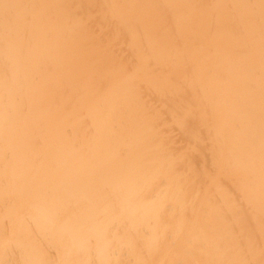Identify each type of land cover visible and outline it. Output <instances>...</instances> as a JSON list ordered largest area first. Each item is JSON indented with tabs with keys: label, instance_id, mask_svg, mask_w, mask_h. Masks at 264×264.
I'll use <instances>...</instances> for the list:
<instances>
[{
	"label": "bare ground",
	"instance_id": "1",
	"mask_svg": "<svg viewBox=\"0 0 264 264\" xmlns=\"http://www.w3.org/2000/svg\"><path fill=\"white\" fill-rule=\"evenodd\" d=\"M0 264H264V0H0Z\"/></svg>",
	"mask_w": 264,
	"mask_h": 264
}]
</instances>
